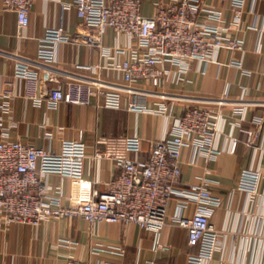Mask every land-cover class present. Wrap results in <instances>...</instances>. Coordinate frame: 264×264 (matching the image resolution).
Here are the masks:
<instances>
[{
  "label": "crops",
  "instance_id": "0c3cea01",
  "mask_svg": "<svg viewBox=\"0 0 264 264\" xmlns=\"http://www.w3.org/2000/svg\"><path fill=\"white\" fill-rule=\"evenodd\" d=\"M71 1L34 0L28 24L18 31L15 14L3 10L0 0V82L12 75L14 62L24 58L31 61V69L43 81L54 79L62 89L68 82H88L93 87L100 85L104 90L118 91L122 107L97 105L94 97L88 106L61 102L56 108L37 107L17 96L11 100L8 114V119L15 123L10 137L48 150H58L63 141L81 138L88 157L95 150L111 151L143 163L152 142L165 135L170 124L165 117L151 112L127 110L133 96H139L150 109L159 102L174 101L176 116L189 107L218 110L225 120L218 123L222 133L217 143L225 150L215 160L205 162L201 157L195 160L192 149L184 148L177 187L196 184L207 170L209 173L205 176L211 181L209 190L222 199L212 218L222 231V247L208 264H264V179L259 181L253 196L237 189L242 169L264 171V36L246 27L252 23L264 25V1L257 3L254 14L245 9L242 25L226 34L244 40L242 52L221 50L216 62L210 63L204 74L197 71V63L193 62L183 81H163L157 87L146 82L126 84L121 73L110 68L102 67L95 73L82 68L125 59L126 51L116 53L115 50L126 48L128 38L106 29L100 43L110 50L111 58H103L93 42L94 29L77 18L73 8H62L63 3ZM154 1H141L143 16L152 15ZM173 1L160 0L163 4ZM228 1L202 0L203 4L221 11V24L231 19ZM58 27L63 28L69 41L57 45V62L52 66L33 62L45 31ZM233 59L241 60L242 69L226 65ZM238 106L244 109L243 114L232 112ZM246 130L257 134L251 145L247 144ZM134 135L141 139L140 149L124 150L125 138ZM231 138L237 140L233 153L226 150ZM88 157L84 161L83 177L92 181V190L101 192L119 173L120 160L105 157L93 161ZM43 179L49 192L61 195V203L65 205L69 180L56 173L45 174ZM174 204L171 201L168 206V218L176 210ZM67 239L71 242L65 243ZM156 241L169 249L157 248ZM197 251L198 245L189 244L186 231L169 221L157 237L135 224H89L80 217L51 218L36 226L0 225V264H64L69 256L88 264H185L187 254Z\"/></svg>",
  "mask_w": 264,
  "mask_h": 264
},
{
  "label": "built area",
  "instance_id": "2783aa9c",
  "mask_svg": "<svg viewBox=\"0 0 264 264\" xmlns=\"http://www.w3.org/2000/svg\"><path fill=\"white\" fill-rule=\"evenodd\" d=\"M141 1L72 0L62 4L64 10L73 8L76 17L94 29L93 42L100 48L103 58H111L110 50L100 43L106 29L128 38L126 48L115 50L116 53L126 51L125 59L106 65H88L83 69L95 73L102 67L110 68L120 72L126 84L146 82L153 87L163 81H183L193 62L197 63V71L204 74L207 66L216 62L219 51H243L244 40L226 34L242 25L245 9L254 14L257 3L264 0H229L231 19L225 24H221V11L203 4L202 0H174L167 4L155 0L154 12L148 17L141 13ZM1 2L3 10L15 14L17 30H22L28 24L34 0ZM246 27L264 36V25L252 23ZM68 41L62 27L46 30L38 42L33 62L54 65L57 45ZM30 62L18 58L12 75L0 82V225L36 226L51 218L80 217L89 224H135L157 237L169 221L186 231L189 244L198 245L195 254H187L185 264H208L222 247V231L212 219L222 205V199L209 190L211 181L205 176L209 173L207 170L196 184L177 187V183L184 148L192 149L195 160L201 157L205 162L215 160L225 150L217 143L222 133L218 123L225 120L224 114L218 110L189 107L176 116L174 101L159 102L150 109L135 95L127 103V110L151 112L165 117L170 124L166 134L152 142L143 163L111 151L95 150L88 157L81 138L63 141L58 150L36 148L10 137L15 123L8 119V114L14 97L48 108H56L61 102L88 106L93 97L97 99V105L106 108L120 109L122 102L118 91L104 90L100 85L93 87L88 82H68L62 89L54 79L45 82L31 69ZM226 65L242 69L238 59L230 60ZM95 80L99 82V79ZM243 111L240 106L232 110L234 114H243ZM245 132L247 144L251 145L257 134L250 130ZM236 144L237 140L231 138L226 150L233 153ZM140 146L141 139L136 135L124 140L126 151H138ZM87 157L93 161L105 157L120 160L119 173L101 192L92 190V181L83 177ZM48 173L69 180L65 205L61 203V195L49 192L43 179ZM261 179H264V171L260 168H244L240 171L237 189L253 196ZM171 201H175L176 210L168 218ZM70 242L65 240V243ZM156 247L169 249L159 241H156ZM64 264L88 262L69 256Z\"/></svg>",
  "mask_w": 264,
  "mask_h": 264
}]
</instances>
